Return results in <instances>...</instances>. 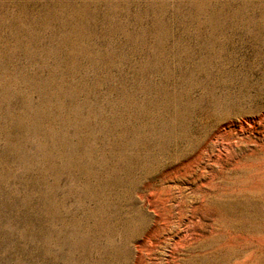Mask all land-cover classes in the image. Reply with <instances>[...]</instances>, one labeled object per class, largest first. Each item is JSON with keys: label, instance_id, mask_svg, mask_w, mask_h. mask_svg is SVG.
<instances>
[{"label": "rangeland", "instance_id": "obj_1", "mask_svg": "<svg viewBox=\"0 0 264 264\" xmlns=\"http://www.w3.org/2000/svg\"><path fill=\"white\" fill-rule=\"evenodd\" d=\"M0 264H264V0H0Z\"/></svg>", "mask_w": 264, "mask_h": 264}]
</instances>
